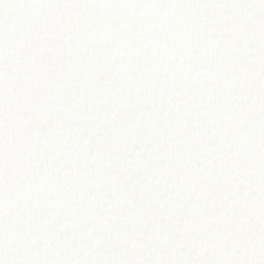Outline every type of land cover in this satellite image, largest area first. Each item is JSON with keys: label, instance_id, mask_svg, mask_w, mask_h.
<instances>
[{"label": "snow or ice", "instance_id": "1", "mask_svg": "<svg viewBox=\"0 0 264 264\" xmlns=\"http://www.w3.org/2000/svg\"><path fill=\"white\" fill-rule=\"evenodd\" d=\"M0 264H264V0H0Z\"/></svg>", "mask_w": 264, "mask_h": 264}]
</instances>
